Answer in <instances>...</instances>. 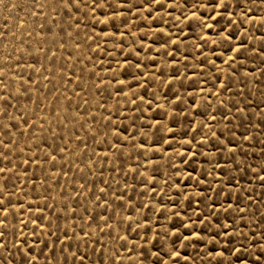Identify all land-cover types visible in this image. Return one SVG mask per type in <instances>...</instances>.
I'll return each instance as SVG.
<instances>
[{"label": "rangeland", "instance_id": "1", "mask_svg": "<svg viewBox=\"0 0 264 264\" xmlns=\"http://www.w3.org/2000/svg\"><path fill=\"white\" fill-rule=\"evenodd\" d=\"M108 2L113 8L95 15L83 9L71 20L60 8L53 10L52 0L0 3V196L21 209L8 217L10 259L14 264L24 259L12 248L14 240L23 249L25 239L28 246L37 239L31 223L19 222L40 215L38 207L45 217L38 223L46 227L36 231L49 244L46 254L56 241L45 234L49 227L60 240L61 230L69 237L81 236V227L93 233L90 240L71 241L73 250L78 244L80 253H87L84 264H148L149 250L159 251L162 264H216L217 252L225 245L238 247L243 239L233 236L228 243L216 234L218 224L235 225L258 249L253 241L264 230V186L256 176L264 165L259 115L264 88L257 90L244 72L259 76L264 64L260 54L243 65L239 56L234 66L225 61L241 41L249 49L261 47L264 13L256 8L254 23L225 26V20L210 18L215 15L210 7L201 6L211 0H160L150 11L143 0H121L123 21L106 25L102 21L118 7L116 0ZM229 11L239 21L240 9ZM229 33L231 39H225ZM225 81L228 87L221 90ZM243 135L253 139L242 141ZM233 144L239 147L230 154ZM225 184L227 198L217 194ZM209 196L215 205L205 199ZM238 202L242 213L235 211ZM228 203L229 212L209 215ZM71 208L75 214L66 210ZM89 215L96 218L90 227ZM100 216L110 217V228ZM206 217L211 227L201 223ZM193 232L201 238H182ZM173 245L181 252L175 260L169 255ZM42 247H34L33 254ZM55 247L62 264L59 241ZM34 264H45V256L38 255Z\"/></svg>", "mask_w": 264, "mask_h": 264}, {"label": "snow or ice", "instance_id": "2", "mask_svg": "<svg viewBox=\"0 0 264 264\" xmlns=\"http://www.w3.org/2000/svg\"><path fill=\"white\" fill-rule=\"evenodd\" d=\"M0 3H3V0H0ZM52 3L55 5L53 10L55 11L56 8H60L65 15L68 16V18L71 20L73 19V16L76 14H79L83 11V9H88L93 15H95L98 11L103 10L104 8H113V4L109 3L108 0H52ZM116 3L118 7H116L113 10V14L111 17L106 18L105 20L102 21L104 24H108L110 20H114L116 18H120L123 21V13L120 11L124 7V4L121 2V0H116ZM159 5L160 0H143L142 6L145 7L146 10L150 11L152 8V5ZM134 6V5H129V9ZM201 6H207L210 7V10L215 13V15H212L210 18L216 22L219 23L221 19L226 21V25H235L238 22L240 24H243L245 22L247 23H254L256 20L254 13V9L260 8L261 12L264 13V0H259V3H257V0H211V2L208 5H201ZM195 7V5H193ZM234 8H239L241 15L239 21H235L232 19L233 12L229 11V9H234ZM217 9H220V11H217ZM195 17V14H194ZM101 22V21H97ZM77 27L79 26V21L77 19L76 21ZM41 28L44 26L41 25ZM204 27L211 29L213 27V24H208L205 23ZM261 27H264V17L261 18ZM71 35V33H68ZM105 35H115V33H105ZM123 33H121V36ZM232 34L229 33L228 36L224 37L225 39H231ZM261 39L264 40V33H262ZM172 43H176V41H172ZM230 51L233 53V55L228 57V60L225 61L226 64H230V66H234L235 63L237 62V57H242V59L239 60V63L243 65L251 55L254 54H260L261 55V64H264V43L261 44L260 48H252L249 49L248 46L241 41L240 43L236 44L233 46ZM54 55V54H53ZM139 67V65H137ZM245 76H251L253 79L251 83H254L257 85V90H260L264 88V81L261 80V77H264V69L260 70V75L257 76L255 72H248L247 70L244 72ZM125 81L121 80L120 84H124ZM228 84L227 81L221 82L220 83V88L221 90L227 89ZM244 91L243 88L239 90L237 94H240ZM213 95H219V93H210ZM261 95L264 96V91L261 92ZM0 99H3V97H0ZM7 104V101H5ZM221 105L224 104L223 101L220 102ZM262 104H264V100L261 101ZM257 109L259 110V105L257 106ZM230 112L231 109H228ZM237 112L243 113L244 109L237 108ZM3 115H7V112L4 111ZM260 119L262 124H264V111H260L259 113ZM213 120H215V116L211 117ZM27 123V121H25ZM5 128L8 127V125L4 126ZM12 127H16V125H12ZM43 127V126H41ZM169 131H172L169 129ZM215 136V133H213ZM125 139H127L125 137ZM242 141L244 140H251L253 139L252 136L250 135H243L241 137ZM185 143L191 144L192 141L188 140L185 141ZM223 143V141H221ZM229 143H232L229 141ZM7 147V145H5ZM239 145L233 144L232 147L227 148L228 153H234L237 151ZM64 148H61L60 151H64ZM216 153H212V155H215ZM180 156H184L185 153L181 152L179 153ZM190 155L194 158L195 153H190ZM204 155H208V153H204ZM51 160H55L56 157L53 155L50 157ZM25 163H28L26 160ZM235 163V161H233ZM217 167H220L221 170H223V165L217 164ZM4 169L0 168V172H3ZM254 172H256L255 169H253ZM212 173L209 172L208 175H211ZM219 175V174H218ZM256 176L261 182L262 186H264V165H261L259 168V171L256 172ZM189 179H193L191 173L188 174ZM198 183H204L202 179H197ZM223 183V181H220ZM232 183V178L229 177L228 179V184ZM238 183V182H237ZM228 184H225L223 187H220L218 190L217 194L224 193L225 198H227L230 195V190L228 192H225V189L228 187ZM80 187H84V185H81ZM99 191L103 193L105 191L104 188H100ZM202 197H204V193H200ZM100 197H97L99 199ZM47 199V197L45 198ZM205 199L210 200L213 205L216 204V201L212 197H205ZM99 206V205H97ZM45 208L48 207H53L52 205H45ZM233 206L231 203H228L227 205H221V207L215 209L213 212L209 213L210 216H218L219 212L223 211L225 213L229 212L232 210ZM10 209H12L10 211ZM70 210L72 214H75V208L71 209H66ZM21 211L19 208H13L12 202L8 201L7 203L5 202L4 198L0 196V215L3 216V219H0V264H14V261L10 259V257L13 255L11 249H9V244L7 241V229L9 228V223H8V217L12 215L14 212L18 213ZM87 211V209H85ZM235 211L237 213H242L245 211L244 208H241L239 206V202L237 203ZM38 212H40V215H36L35 218L30 219V221H24L20 220V224L23 225L24 227H27L28 223H31L34 227L32 228V235L34 237H37L36 240L33 241L32 246H28L27 239L23 241L25 247L23 249L20 248V241L19 240H14L12 242V248L16 250V254L24 257L22 260V264H34V262L37 260L38 255H44L45 256V264H61L60 259L56 257V247L55 243L56 241H59L61 248L60 252L63 257L62 264H84L85 259H87V253H80V247L77 244L75 249L73 250V245L71 243L72 239H77V240H84L85 238H88L89 240L92 238L93 233L91 231L85 232L84 228L81 227L80 231L82 233L81 236L77 237L75 235V232L73 233L72 237L68 236V233L66 230H61L63 231L64 235V240H60L59 235H56V232L52 231L51 228L49 227V231L45 233L49 239H51L52 236H56V241L53 242V246L50 250L49 253H45L44 249L49 248V244L46 240H39V233H37L36 229L39 228L43 230L46 226L42 223H38V221H41L45 219V217L42 215L43 209H40L38 207ZM60 217L57 216V219ZM82 219V218H81ZM95 217L89 215L88 220H89V227L91 222L95 221ZM100 221L103 222L104 227L110 228V225L108 223V220L110 217H104L100 216L99 217ZM131 219V217H129ZM227 219V217H226ZM241 220H243V216L240 217ZM52 221L49 219L48 224L49 226L51 225ZM201 223H207L209 227H211L210 221L207 219V217L204 220H201ZM145 227H148L147 224L144 225ZM182 227H191V224L189 225H182ZM229 227L233 228L232 232H228L227 229ZM97 229L99 231H103V229L100 228V225L97 224ZM217 235H220L221 233L228 237V243H231L232 240L231 238L233 236L236 237H242L243 239L238 241L240 246H233L232 248L227 247L225 245V248L223 251H219L215 254V257H213L216 260V264H264V243L261 241H264V230H262L259 233V240L253 241L254 244L258 243L259 248L258 249H253L249 244L247 243L248 241V235L247 233H244L242 230L238 229L235 225L232 224H218L217 225ZM57 230L59 229V225H57ZM21 234H23V229H20ZM176 233H173L175 235ZM252 235L255 237L256 233L253 232ZM155 237H153L154 239ZM184 240H191L193 238H201L200 233L198 232H193L190 236H183L182 237ZM87 242V241H86ZM40 244H43L42 248H39V253L38 254H33V248L34 247H39ZM183 246V245H182ZM95 251V249L93 250ZM228 252V256L225 258L224 252ZM118 255V254H117ZM170 257L173 258L174 260L178 257L181 256V252L175 250V246L173 245L172 250L169 253ZM211 256V253L209 254ZM160 253L159 251H151L147 254H145V260L148 261V264H162V261L159 259ZM150 257H157L155 261L149 259ZM71 258V259H69ZM189 259L188 256H184L185 262H187ZM102 264V262H101Z\"/></svg>", "mask_w": 264, "mask_h": 264}]
</instances>
